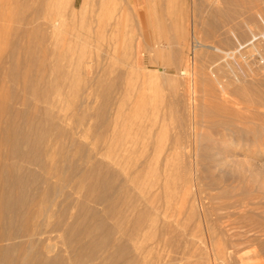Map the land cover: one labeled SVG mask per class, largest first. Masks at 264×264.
Wrapping results in <instances>:
<instances>
[{
  "label": "rangeland",
  "instance_id": "obj_1",
  "mask_svg": "<svg viewBox=\"0 0 264 264\" xmlns=\"http://www.w3.org/2000/svg\"><path fill=\"white\" fill-rule=\"evenodd\" d=\"M263 55L264 0H0V132L51 119L121 178L134 172L127 187L143 202L159 183L170 246L149 234L148 259L221 264L213 243L247 231L233 264H264V128L246 121ZM108 95L114 123L101 135L89 115ZM55 235L50 256L66 255Z\"/></svg>",
  "mask_w": 264,
  "mask_h": 264
},
{
  "label": "bare ground",
  "instance_id": "obj_2",
  "mask_svg": "<svg viewBox=\"0 0 264 264\" xmlns=\"http://www.w3.org/2000/svg\"><path fill=\"white\" fill-rule=\"evenodd\" d=\"M261 61L259 89L251 85L255 75L249 65L251 61L247 70H243L251 81L246 89H250L247 95L250 115L245 120L250 124L256 118L264 128V55ZM111 105L112 98L108 95L95 113L89 115L96 117L94 125L101 135L113 126L115 114H111ZM7 111L14 110L7 106ZM47 123V127L41 122L32 123L31 130L25 132L12 127L0 132L5 145L4 154H0V264H178L183 261L181 256L169 255H159L154 261L148 259L154 243L170 246L166 245L170 241L168 206L159 203V183L150 184L143 202L127 185L134 172L121 178L122 170L113 169L112 161L107 162L104 154L103 158H97L102 153L99 149L92 151L77 144L75 138H68L70 132L61 123L51 119ZM50 138H54V144H49ZM91 202L103 209L99 211ZM52 234L61 240L66 255L50 256L57 248ZM149 234L158 236L152 243L154 247H143L147 245L142 246L140 241ZM246 234L247 231L243 239L240 234H231L222 244L215 241L208 255L221 264H233L238 245L253 240ZM233 237L240 238L233 240ZM177 247L183 251L180 242ZM238 259L240 264H262V261L247 262L245 257Z\"/></svg>",
  "mask_w": 264,
  "mask_h": 264
}]
</instances>
